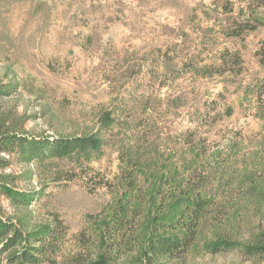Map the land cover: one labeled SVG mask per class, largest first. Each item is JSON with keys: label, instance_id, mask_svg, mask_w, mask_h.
Returning <instances> with one entry per match:
<instances>
[{"label": "rangeland", "instance_id": "374dc122", "mask_svg": "<svg viewBox=\"0 0 264 264\" xmlns=\"http://www.w3.org/2000/svg\"><path fill=\"white\" fill-rule=\"evenodd\" d=\"M258 2L0 0V85L15 90L0 108L22 117L24 131L37 139H101L98 149L44 160L12 157L10 186L27 200L3 197L0 217L24 234L55 229L44 264H76L81 253H91L87 264L137 260L160 234L156 223L175 220L197 191L211 203L196 241L156 264H264L241 251L264 231ZM256 17L263 21L257 29L232 35L228 18ZM235 52L241 63L224 70ZM232 137L241 140L236 150L226 148ZM133 168L139 222L123 227L136 230L118 250L117 232L109 235L104 224L123 198L119 178ZM114 180L119 184L109 186Z\"/></svg>", "mask_w": 264, "mask_h": 264}, {"label": "trees", "instance_id": "16d2710c", "mask_svg": "<svg viewBox=\"0 0 264 264\" xmlns=\"http://www.w3.org/2000/svg\"><path fill=\"white\" fill-rule=\"evenodd\" d=\"M263 7L264 0H260V2H258V8ZM255 20L257 21L255 23H251L250 21L241 23L232 21L231 18H228V21L233 24L231 28L232 35L237 34L240 36L242 32L248 31V29L255 30L261 23L263 24V21L261 22L259 18L256 17ZM240 63L241 57L239 53H231L229 55V60L225 59L223 65L224 70L232 69V66H238ZM190 64L191 63L188 62L184 66L186 67ZM223 66L221 65L217 70H220ZM207 73L208 71L206 69L202 71L203 75ZM14 91L15 90L11 89V85H0V99L10 96ZM256 104V116L264 119V78L258 85ZM12 111L11 109L0 108V201L3 197H8L14 204H21L27 200L21 197L23 194L10 186L14 183L13 175L6 174V171L11 168L13 163L12 157L14 155H16L18 159L21 158L23 161H32L35 159L44 160L74 152L78 148L83 150L86 146L92 149L101 147V139L93 138L94 136L81 142L62 137H57L55 140L32 137L24 131L22 124L25 120L22 117L15 119L16 115ZM240 144L241 140L238 137H232L228 140L226 148L236 150ZM134 173L135 171L133 168L127 173V176L124 173L119 178L120 183H122L120 187L124 189L122 197L125 199L121 197L118 199L115 206L117 210H114V213L112 212V220L104 224L105 230L109 235L112 236L111 232H113V230L117 232L118 238L115 236L113 239L115 240L114 245L120 244L118 250L122 248L123 245L129 246L134 236L129 237L128 233H133L136 230L135 228L122 232L123 227L127 225V223L136 227V222H139V217L136 213L138 210L136 212L133 210V200L136 197L137 190L140 189L136 185ZM107 183L109 186L114 187L119 184L116 181ZM210 203L211 201L206 200V198L197 191L194 196L189 197L188 202L179 212L175 220L167 217L164 221L159 220L156 223L155 232H159L160 234L150 237L147 241L142 254L144 260H142L141 256L137 260H126L123 264H156V261L161 258L174 257L176 255L181 256L182 253L187 252L194 241H196L199 219ZM165 229H171L172 231L160 232ZM176 229H182V232L176 233L174 231ZM54 231L55 229L47 228L45 231L36 230L24 234L21 228L12 220L0 217V264L3 263V256L16 248H19L18 251L8 255L5 264H44L46 260L50 259L47 254L51 244L48 243L47 240L55 233ZM84 246L87 247V243H85ZM241 251L252 258L264 259V231L257 237L254 236L252 241L245 245ZM90 254H79L75 258V263L87 264L88 258L91 257ZM90 264H109V262H107L105 257H100Z\"/></svg>", "mask_w": 264, "mask_h": 264}]
</instances>
